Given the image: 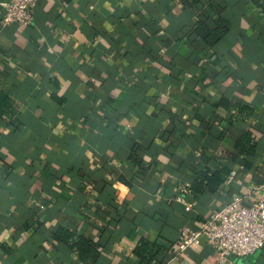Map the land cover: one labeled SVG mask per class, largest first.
Wrapping results in <instances>:
<instances>
[{"label": "crops", "instance_id": "0c3cea01", "mask_svg": "<svg viewBox=\"0 0 264 264\" xmlns=\"http://www.w3.org/2000/svg\"><path fill=\"white\" fill-rule=\"evenodd\" d=\"M9 1L0 264H139L142 241L219 264L204 238L171 251L264 178V0H37L25 26L1 23ZM231 260L264 264V245Z\"/></svg>", "mask_w": 264, "mask_h": 264}, {"label": "built area", "instance_id": "2783aa9c", "mask_svg": "<svg viewBox=\"0 0 264 264\" xmlns=\"http://www.w3.org/2000/svg\"><path fill=\"white\" fill-rule=\"evenodd\" d=\"M37 0H11L4 4L1 23L29 25L33 20V8ZM231 170L225 179L230 183L235 175ZM255 199L250 204L242 203L239 197L232 198L222 207L212 210L200 222L197 229L187 226L171 251V260H178L180 253L191 245H197L204 238L216 249L219 264H233L231 256H246L264 245V178L253 188ZM190 190L181 185L174 201L190 210L191 202L186 200Z\"/></svg>", "mask_w": 264, "mask_h": 264}, {"label": "trees", "instance_id": "16d2710c", "mask_svg": "<svg viewBox=\"0 0 264 264\" xmlns=\"http://www.w3.org/2000/svg\"><path fill=\"white\" fill-rule=\"evenodd\" d=\"M225 26L222 24H218L217 28L212 33L213 39H217L221 35L224 34ZM248 139H246L244 136L240 137L237 141V145L239 147L240 151H244L247 155L252 154V146L249 145L248 147ZM247 145V146H246ZM203 177H208L207 174L202 175ZM211 178L209 177L207 182ZM160 251V248L158 246H155L154 243H150L148 241H142L140 246L137 249L138 254L140 255V262L139 264H160V261H158L155 256ZM165 260H163L164 262Z\"/></svg>", "mask_w": 264, "mask_h": 264}]
</instances>
